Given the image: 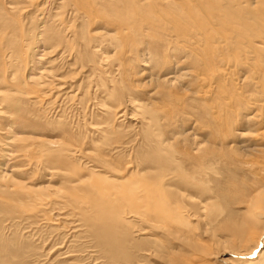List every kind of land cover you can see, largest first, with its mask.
Returning <instances> with one entry per match:
<instances>
[{"label":"rangeland","instance_id":"1","mask_svg":"<svg viewBox=\"0 0 264 264\" xmlns=\"http://www.w3.org/2000/svg\"><path fill=\"white\" fill-rule=\"evenodd\" d=\"M44 1L45 0H0V88H4L5 91L9 90V92L14 91L15 89L18 90V93L16 96H14V99L10 100L7 97L4 98L5 94H0V145H2L7 138L14 135L32 136L34 135L33 133H38V136L44 138H60L62 141L60 142L61 146H68L69 148H77V146L86 147L91 136L100 137L102 135L93 131L94 129L92 127L94 124L96 125L98 123H103L104 120H112V132L109 131L105 134L103 133L105 136H102L100 138L101 142L99 141L98 144L96 143L97 146L94 145V147L97 149V151H99L101 158L104 157L106 164H115L117 167L121 168L127 165L130 166L129 163H135L134 161H137L138 158V154L136 155V153L146 152L148 154V152L151 153L155 149H159L158 143L162 141L160 143L161 150L159 154H161V156L163 155L162 158L164 159V162L160 166V172L163 174V177L165 176L164 188L166 189L167 196L164 198V201L160 207L157 205V203L153 204L150 202V206H153L152 209L149 210V214L151 215L150 217H154V219L156 217L155 214L162 212L161 220L157 222L152 220V222L150 221L151 223L148 224L140 222L139 220L132 218L130 214V211L133 210L132 208L135 206V201H129V199L125 198L118 200L116 198L117 196L112 197L113 201L111 205L114 208L113 210H116L120 215V218L126 222L125 231L129 233L130 236H133V241L138 242L139 249L134 248L129 250V252L134 254L133 256L135 260H137L133 264H222L220 259L215 260L214 258L209 257L211 250L213 251L215 249L216 251L218 247H215L214 243H212L213 240L211 238V232L206 230L210 229L212 226V218H210L209 213L204 212V209H202V207L200 208V206L203 202H205L204 199L206 200L213 198L212 200L215 203H220L221 205L224 204L225 206L227 205V207H230V209L237 211L238 203H241V201H244V199L248 198L252 192L251 189H253V187L256 188V186L259 185V182L261 181L259 180V174L260 172H264V108L257 107L254 104V99H261L264 102V59H262L264 58V45L260 43V40H258L257 37L254 38L253 41H251L252 39L249 41L250 34H258L256 30L255 31L257 33H255V31L253 32V30L249 32L247 31L248 28L254 27L255 20L258 18V16H255V14L258 15L257 13H259L260 15L264 16V0H259L258 4L262 3L259 5L260 7H258L256 3L258 0H253V3L252 0H249L251 4L250 2H247L248 0H198V2L197 0H112V2L109 0V3L111 4L108 3V0H100L101 2H99V0H97L98 2H95V0H73V2L72 0L65 1V3H69H66V7L62 5V9L65 8L63 9L65 14H68V10L71 8L68 6H73L72 4H74V7L76 6L82 12V14L84 13L86 15L84 16V19H80L77 16L75 17L73 15H65L63 13L64 15L59 18V22H62L60 23L62 26L60 24H58L60 27L56 25L58 29L60 28V42L65 43L60 44L59 47H61L62 50L64 49V52L68 51L67 54L70 50L69 54L72 55H66L65 53H62L61 48H58V46V49L56 48L57 53L54 52V54L52 53L51 55V53L49 54V48L45 52L46 55L42 57V63L40 62L39 64V68H41L42 65H46L45 67H47L46 63H48V65L53 64L54 67L56 66L55 68H57L55 69L57 73L55 70L53 71L56 74V77L58 78L64 75L67 78L62 82H69L68 84L74 85V88H72V91L74 90V92H70V96L67 95V97L64 96V98L57 94L61 89V86H57V79L56 81L52 78L45 79V77H43L41 82L45 84H32L30 87L34 88L35 94L29 96L26 95L27 89L24 88V85L18 83V81L7 82L10 80V75L13 73V71L17 73L15 75L19 77V79L22 76L29 75L31 72H35V66L33 65L35 62H31L32 54L36 52L34 51L35 49H38L37 52L45 50L44 45L40 44V38L38 37L39 27L43 26L46 20L48 21L52 18L49 17L52 16V11H50L51 13H47V9L50 8L52 4L51 6L48 5L49 3L47 4L48 6L46 4L44 5ZM176 2L180 5H177ZM195 2L197 3L195 4ZM98 3L99 5L102 3L103 7L101 8ZM182 3L183 5H181ZM247 3L252 6V8H250L252 13H250V5ZM17 4H19L20 7ZM173 4L177 5L178 9H176ZM244 4L249 6H247L248 10ZM241 5H244V9H246L244 10ZM10 6H14L13 8L18 6L19 9L16 8V10H12ZM59 6L60 5H58V7ZM132 6L134 8H132ZM87 7H89V9ZM103 8H105L104 11ZM156 8L159 11L158 13L157 10H155ZM160 9L162 10L160 11ZM127 10L129 11L128 13H126ZM219 10H226L229 15L232 14L233 16L230 18L232 20H228L227 15L223 11V13L219 12V14ZM255 10L259 12H255L254 14ZM153 11H156L155 13L157 14H155ZM245 11H247V13ZM139 12L142 15H139ZM93 13L96 14V16ZM98 13L99 15H97ZM144 13L146 15H144ZM127 14L128 16H125ZM165 14L170 19L166 17ZM241 14L242 16H240ZM93 15L95 18H91ZM143 15L146 16V19ZM198 15L203 19L205 17V19L208 18L211 20L208 21L210 23V29L206 24L204 25V22L207 20L203 21L202 18H197ZM244 15H246L245 18L247 19L250 17L247 21L253 19L252 21L254 24L251 22L253 26L249 23L250 21H244ZM110 16H112V18ZM122 16L124 18L123 20ZM130 18L133 19L131 20ZM196 18L197 21L194 20ZM146 20H149V22ZM153 20H155V23ZM200 20L203 21V24H201ZM140 21L142 25L139 23ZM193 22L195 23L194 25ZM211 23L215 27L217 26L216 30L215 27L211 25ZM199 24H201L202 27L204 25V29L201 27V25V28H199ZM66 25L67 27H65ZM196 25L198 26L197 29H195ZM35 27L36 29H34ZM32 28L35 33L32 31ZM78 28L81 30H78ZM199 29L203 33H201ZM232 29L234 30V33L236 32L234 36L236 35L235 37L238 39L234 38L233 36L232 37L234 39L231 37L233 31ZM96 30H105L106 32L104 31V33H107V31L116 32V34H118L116 35L117 38L120 37L118 40L122 42L124 47L122 45L119 48L108 46L106 47V54L99 53L97 57H93L90 54L91 50L88 49L89 46L87 44L81 45L75 39H72L75 35V32H77L76 36L79 34L84 39H86L89 38V34L91 37ZM78 31H80V33ZM207 32H210L209 36L206 35ZM85 34L87 36H85ZM245 37L247 39H245ZM177 39L179 40L177 41ZM232 39L234 41L236 40V42H234ZM255 42L257 43L254 44ZM250 44H254L256 49L259 50V52L255 54V56H257L255 58L256 63L252 62L254 65L250 62H246L243 54H240L243 53L242 49L240 50L241 52H239V49L234 47L238 45H240V47H245L247 45L250 46ZM184 45H187L185 49L183 48ZM63 46L66 48L68 46L69 49L67 48L66 50V48ZM88 50L90 52H85ZM145 50V56L147 58L142 55ZM59 52L61 54H58ZM79 52L83 53L84 56L85 53L86 55L89 54L88 56L90 58L88 56L83 58V54L80 53L81 55H78ZM147 52H151V55L155 59L152 57V60H149L148 57H150V55H148ZM107 54H110V56L114 58L110 59L111 57H108ZM79 56H82L81 59L85 60L81 61ZM12 57L14 58L13 60ZM260 57L261 60L259 59ZM93 58L98 62L103 60V62L101 61L102 63L99 62L96 64L97 68L95 71L99 74V76L95 71L92 72L94 63L91 64V60H93ZM173 58L174 60H172ZM106 59L107 61H105ZM166 59L171 61L167 62ZM257 59L260 60V62ZM15 60L18 61V65L21 66L20 70L18 65H16L17 62ZM13 61L15 63H13ZM228 61L231 64L233 62V64H236L233 69H226L223 66V64L227 63ZM28 63V68H31V65H33L34 71L33 69L31 70L27 68ZM30 63L32 64L30 65ZM143 63L147 65H144ZM148 63H151V65ZM152 64L157 66L153 65V67ZM100 66L103 67L99 68ZM155 67H157L156 70H154ZM171 67L174 69V74L171 73L175 76L173 77V80L178 78V80L176 79L173 85H170L168 82L163 80L168 75L165 74L172 69ZM9 69H11L12 72L8 77L7 71ZM186 72H188L187 74L189 77L186 76V74H183ZM43 74H45V72ZM171 74H169V76H171ZM177 74L178 76H176ZM96 80L99 81V85L97 87H95L94 84L97 83ZM208 80H211V83ZM101 82H104L105 84L102 83L101 86ZM118 82L121 87V83H123L126 88L130 89V92L136 96V99L140 101V103L143 100L145 107L147 105L146 109L148 114L146 115L148 117L152 116L153 119V126H151V130L149 129L151 131L149 136L146 134L147 129L144 128L145 131L143 132V126L145 127L144 123L142 124V129L138 128V126L136 128L134 125L136 124V120L134 119L140 118H137L135 115H133V118L132 115L130 116L129 113L131 111V107L128 109V116L126 115L127 117H121L120 114L122 112L119 111L123 109L125 104L120 106V109H118L112 107L113 104H115V97L108 98L107 101L101 99L102 92L104 93L108 90V88H112V86L121 88L120 85L117 84ZM77 89L78 94L74 95V93L77 92ZM28 90L31 92V88ZM69 90L70 88L68 90L66 89L67 92ZM116 99L117 103L119 98ZM128 107L129 106H127V108ZM108 111H110L109 114L107 113ZM138 125L141 126V123ZM6 127L9 129L8 132H6ZM140 130H142L143 133H141ZM186 132H191L193 137L196 136L197 139H199L197 141H200L199 145L202 144V149L200 148L201 150L199 149L198 151V146L194 142L195 140L193 141V139L190 137H188L189 139L183 138V134L185 135ZM24 141H15L13 144L9 145L13 147H9L8 145L6 147L5 144H3L6 147L4 152H8V147L14 149L10 155L11 158L9 157L7 159V157H3V150L1 151L0 149V173L2 170H5L6 167L4 166H6L8 163V167H13L14 169L17 168L15 169V172H11L7 167V170L5 171H8L7 173L11 176L5 178L6 180L0 177V264H49V262H45L44 260L39 261L40 259H43L42 247L44 242L41 243L39 240H37V237H43L44 239L48 232H43L42 229L49 224L50 227L54 224H52L53 222H45L42 220L44 207L42 206L43 208H41L40 201L36 199V196L33 193H30L31 191L29 192V190L23 188L21 185L20 186L22 189L19 188L20 186L17 188L18 182L25 181L27 183L26 185L30 186L38 183L44 178L45 173L43 174L41 171H44L42 170V162L44 161L43 157L45 153L44 155L41 153L47 151L48 147L47 144L40 141L39 143L38 140L32 141L30 139ZM83 142L86 145H84ZM171 142L172 144H169ZM164 144L166 145L164 146ZM36 145H39L40 149L44 150L39 152L40 150ZM100 145L104 147H101ZM113 147L122 149H119L116 153V159L109 157L110 154H107V152L111 153L110 150ZM49 149L53 148L49 147ZM67 155L69 157V163L68 159L64 158V167H69L67 165H70L75 170L79 169L80 165L77 162L79 155H76V153L71 154L70 151H68ZM106 155L109 156L107 157ZM123 155L126 157L124 158ZM52 160L55 161V159ZM178 162L179 164H177ZM204 162H207V165ZM202 164L204 165L203 167ZM208 164H213L212 167H214L210 168ZM180 166L182 167L180 168ZM82 167L83 166H81V168ZM204 167L207 174L209 173L208 175L204 172ZM107 168L111 170V168ZM82 169H84V167ZM180 169L182 171H180ZM183 171L184 175L182 174ZM198 172H201V174ZM39 173L41 176H39ZM204 173L208 176L207 177L205 175V181L202 178ZM97 174L98 175L94 176L95 174L93 173V178L91 177L92 179L90 180L96 181V183L106 191L110 190V193L119 192L121 190L122 186L120 183L124 182L123 179L125 178L123 177L121 180L118 178H121L123 174H121L120 177L115 176L111 172H98ZM188 174H191L189 178ZM136 175H133L132 178L130 177L131 181L136 180ZM110 176L112 178H110ZM177 177H179V179ZM169 178L172 180L174 179V181H169ZM180 178H186V180H181ZM27 180L29 181L27 182ZM179 180L185 182H181L180 184ZM200 183H203L204 185L206 184V189L202 188V186H205L203 184L201 185ZM185 186H187L186 188L189 191H192L193 193L195 192V194H198L199 192L195 198H192V200L195 199V203H193L194 201H191L187 198H181L178 195L179 191L180 194H188V191H185V189L182 188ZM123 189L124 186L122 187V190ZM7 191H9V193H5ZM16 193H18V196ZM200 194L203 196L202 198L199 197ZM219 194H221V196ZM81 196V200L85 202V195L83 196L82 194ZM196 199L198 202H196ZM154 200H156V198ZM154 200H152V202ZM138 201L140 202L141 200ZM138 201L136 200V202ZM140 204L141 202L137 205L139 206ZM78 206L79 208H77V210L75 209L76 213L71 210L69 211L76 214V216H73L72 219H82L83 221L85 219L84 216H90L93 210L88 208L87 204H81ZM83 208L84 212L82 210ZM86 211L90 212L88 213ZM46 223L48 225H46ZM31 224L33 227L30 226ZM262 225H264V223ZM52 228L54 229V226H52ZM45 229L46 228H44V230ZM220 233L221 232L218 234L220 235ZM221 236L223 239L228 237L222 233ZM237 239H233L234 243H238ZM147 252L148 254H146ZM229 257H233V255L227 254L224 258ZM234 258V260L237 261L233 264H239L241 262L237 256ZM211 261L213 262L211 263Z\"/></svg>","mask_w":264,"mask_h":264},{"label":"bare ground","instance_id":"2","mask_svg":"<svg viewBox=\"0 0 264 264\" xmlns=\"http://www.w3.org/2000/svg\"><path fill=\"white\" fill-rule=\"evenodd\" d=\"M30 1V0H29ZM65 1H70V0H62V1H59V0H45L44 1V5L48 4L51 6L50 8H48L47 10V13H51L50 11H52V16H49V17H52L50 20H46V22L43 24V26H40L39 27V35L38 37L40 38V44L41 45H44V48L45 50H42V51H38L35 49L34 51V54H32V60L31 62H35V64H33L35 66V72H31L29 75H25V76H22L20 77H17L15 74V71H13V73L11 74L12 70L9 69L7 71V75L9 77L10 75V80H8L7 82L9 81H18V83H21L22 85H24V88L27 89V92H26V95H32V94H35V91H34V88L33 87H30L32 84H38V83H42L43 85L45 83L41 82V80L43 79V77L46 78H52L53 80H58V84L57 86H61L60 88V92H58L57 94L58 95H61L62 98L70 96V92H74V90L72 91V88H74V85H71V84H68L69 82H62L63 80H65L67 77L66 76H60V77H56V74L53 72L55 69L54 65L52 64H47V67L43 66L41 68H39V64L42 60V57L45 56V52L47 49L50 48V52L49 54L52 53L54 54L57 53L56 50L58 48H61L59 47L60 44H62L63 42H60V39H59V35H60V32H59V29L57 28L56 25L62 23V22H59V18L62 17V15L65 14L64 10L65 8L62 9V5H64V7H66L65 5L69 4L68 2L65 3ZM76 1V0H75ZM74 1V2H75ZM83 1V0H82ZM88 1V0H87ZM97 0H95L96 2ZM128 1V0H127ZM146 1V0H145ZM150 1V0H149ZM167 1V0H166ZM169 1V0H168ZM171 1V0H170ZM175 1V0H174ZM190 1V0H189ZM202 1V0H201ZM219 1V0H218ZM251 1V0H250ZM249 0L247 2H250ZM257 1V0H256ZM262 1V0H261ZM73 2V0H72ZM71 2V4H72ZM81 2V1H80ZM93 2V1H92ZM98 2V1H97ZM99 2H101L99 0ZM112 2V0H111ZM180 2V1H179ZM198 2V0H197ZM195 2V4L197 3ZM216 2V1H215ZM227 2V1H226ZM225 2V3H226ZM241 2V1H240ZM246 2V1H245ZM259 0L256 2L258 7H260L259 5L262 4V3H259ZM78 3V2H77ZM88 3V2H87ZM103 3V1H102ZM102 3L101 5H98L102 8ZM107 3V2H106ZM108 3H109V0H108ZM114 3V2H113ZM190 3V2H189ZM221 3V2H220ZM252 3H253V0H252ZM12 4V3H11ZM111 4V3H109ZM116 4V3H114ZM177 4V2H176ZM194 4V3H193ZM191 4V5H193ZM209 4V3H208ZM207 4V5H208ZM223 4V3H222ZM248 4V3H247ZM244 4L247 8L248 5L251 4ZM255 4V3H254ZM253 4V6H254ZM19 7L20 5L17 4ZM43 5V6H44ZM47 5V6H48ZM55 5V6H54ZM58 5H60L58 7ZM73 6L69 5L68 7H71L69 10H68V14L67 15H73V16H77L79 17L80 19H84V16H86L84 13L82 14V12L75 6L74 7V4H72ZM76 5V3H75ZM92 5V3H91ZM104 5V4H103ZM132 5V4H131ZM174 5V4H173ZM177 5H180V4H177ZM177 5H174L177 8ZM183 5V3L181 4ZM212 5V4H211ZM244 5H241V7H243L244 9ZM12 6V5H11ZM10 8L12 10H16L19 9L18 6H16L15 8L11 7ZM57 6V7H56ZM84 6V5H83ZM106 6V5H105ZM104 6V7H105ZM197 6V5H196ZM224 6V5H223ZM117 7V5H116ZM124 7V6H123ZM164 7V6H163ZM182 7V6H180ZM179 7V8H180ZM207 7V6H206ZM225 7V6H224ZM229 7V6H228ZM249 7V6H248ZM262 7V6H261ZM89 9V7H87ZM99 8V7H98ZM109 8V7H108ZM107 8V9H108ZM120 8V6H119ZM132 8H134L132 6ZM152 8V7H151ZM165 8V7H164ZM245 8V9H246ZM252 6L250 5L249 7V11L250 13H252L251 9ZM54 9H57V10H54ZM59 9V10H58ZM63 11H62V10ZM105 8H103V11H104ZM111 9V7H110ZM126 9V7H125ZM130 9V8H129ZM141 9V8H140ZM139 9V10H140ZM185 9V8H184ZM231 9V8H230ZM244 9V10H245ZM255 9H256V6H255ZM30 10V9H29ZM85 10V9H84ZM124 10V9H122ZM138 10V9H137ZM155 10H157V13L159 12L158 9L156 8ZM162 9H160L161 11ZM167 10V9H165ZM183 10V8H182ZM216 10V9H215ZM221 10V9H220ZM218 11L223 13L225 12V14L227 15V18L228 20L231 18V16H233L232 14H228V12H226V10H222V11ZM248 10V8H247ZM261 10V9H259ZM264 10V9H263ZM110 11V10H109ZM108 11V12H109ZM164 11V10H163ZM210 11V10H209ZM214 11V10H213ZM67 12V11H66ZM100 12V11H98ZM129 11L127 10L126 13H128ZM154 12V11H153ZM156 12V11H155ZM154 12V13H155ZM200 12V11H199ZM240 12V11H239ZM247 13V11H245ZM255 12H259L257 10L254 11V14ZM32 13V12H31ZM37 13V12H36ZM44 13V12H43ZM64 13V14H63ZM86 13V12H85ZM92 13V12H91ZM95 13V12H94ZM93 13V14H94ZM120 13V12H119ZM125 13V12H124ZM123 13V14H124ZM134 13V12H133ZM153 13V14H154ZM155 13V14H157ZM181 13V12H180ZM179 13V14H180ZM190 13V12H189ZM262 13V12H261ZM65 14V15H66ZM115 14V13H114ZM117 14V13H116ZM163 14V13H162ZM177 14V13H176ZM220 14V13H219ZM258 15L255 14V16H258L257 20H255V24L253 23V19L247 21L248 19L245 18L246 15L243 16L244 21L245 22H249L251 24V22L254 24V27H250L248 28V32L249 31H252L253 32L256 30L258 32L257 35H254V34H250V37H249V41L250 39H252L251 41H253L254 38L257 37L258 40H260V43H262V45H264V16L260 15L259 13H257ZM50 15V14H49ZM89 15V14H88ZM96 16V14H94ZM91 16L92 17H94ZM99 15V13L97 14ZM120 15V14H119ZM133 15V14H131ZM139 15H142L140 14L139 12ZM144 15H146L144 13ZM143 15V16H144ZM166 15V14H165ZM169 15V14H168ZM190 15V14H189ZM194 15V14H193ZM192 15V16H193ZM204 15V13H203ZM210 15V14H209ZM236 15V13H235ZM250 15V14H249ZM28 16V15H27ZM34 16V15H33ZM116 16V15H115ZM124 16V15H123ZM122 16V20L124 19ZM125 16H128L125 15ZM134 16V15H133ZM136 16V14H135ZM148 16V15H147ZM157 16V15H156ZM164 16V15H163ZM175 16V15H174ZM239 16V15H238ZM242 16V14L240 15ZM262 16V17H261ZM90 17V15H89ZM112 18V16H110ZM139 17V16H137ZM145 19H146V16H144ZM143 17V18H144ZM159 17V15H158ZM161 17V16H160ZM166 17H168L166 15ZM182 17V16H180ZM179 17V18H180ZM218 17V16H217ZM78 18V19H79ZM90 18V19H91ZM95 18V17H94ZM106 18V16H105ZM115 18V17H114ZM118 18V17H117ZM134 18V17H133ZM132 18V19H133ZM142 18V19H143ZM169 18V17H168ZM178 18V17H177ZM195 18V17H194ZM197 18H202V17H199V15L197 16ZM197 18L194 19L197 21ZM224 18V17H223ZM251 18H254V17H251ZM88 19V18H86ZM97 19V18H96ZM99 19V18H98ZM131 19V18H130ZM131 19V20H132ZM135 19V18H134ZM162 19V18H160ZM165 19V17H164ZM163 19V20H164ZM170 19V18H169ZM186 19V18H185ZM191 19V18H190ZM203 19V18H202ZM234 19V18H233ZM89 20V19H88ZM93 20V19H92ZM137 20V19H136ZM162 20V21H163ZM166 20V19H165ZM164 20V21H165ZM168 20V19H167ZM206 21L204 22V25L206 24L207 27L209 28L210 27V23L208 21H211L209 20L208 18L203 19V21ZM232 20V19H230ZM237 20V18H236ZM58 21V22H57ZM73 21V20H72ZM94 21V20H93ZM102 21V20H101ZM108 21V19H107ZM111 21V20H110ZM109 21V23H110ZM117 21V20H116ZM121 21V20H120ZM138 21V20H137ZM145 21V20H144ZM149 22V20H146ZM155 20H153L154 22ZM178 21V20H177ZM180 21V20H179ZM189 21V20H188ZM191 21V20H190ZM201 21V24H203L202 20ZM199 21V22H200ZM238 21V20H237ZM113 22V21H112ZM111 22V23H112ZM124 22V21H122ZM131 22V21H130ZM160 22V20H159ZM192 22V21H191ZM213 22V20H212ZM4 23V22H3ZM31 23V22H30ZM74 23H75V20H74ZM119 23V22H118ZM141 23V21L139 22ZM155 23V22H154ZM167 23V22H165ZM188 23V22H186ZM190 23V22H189ZM198 23V22H197ZM229 23V22H228ZM233 23V22H232ZM21 24V23H20ZM113 24V23H112ZM120 24V23H119ZM122 24V23H121ZM135 24V23H134ZM195 23L193 22V25ZM199 24V28L202 27V25ZM225 24V23H224ZM253 24H251L253 26ZM61 25V24H60ZM65 25V23H64ZM74 25V24H72ZM107 25V24H106ZM109 25V24H108ZM111 25V24H110ZM123 25V24H122ZM128 25V24H127ZM126 25V26H127ZM142 25V23H141ZM147 25V24H146ZM160 25H161V22H160ZM164 25V24H163ZM166 25V24H165ZM172 25V24H171ZM174 25V24H173ZM192 25V26H193ZM198 25V24H197ZM196 25L195 29L198 28V26ZM201 25V27H200ZM203 25V27H204ZM209 25V26H208ZM212 26H214L212 23H211ZM215 25H216V22H215ZM15 26V25H14ZM21 26V25H20ZM59 26V25H58ZM62 26V25H61ZM80 26V25H79ZM90 26V25H89ZM95 26V25H94ZM124 26V25H123ZM136 26V24H135ZM187 26V25H186ZM247 26V25H246ZM244 26V27H246ZM11 27V26H10ZM22 27V26H21ZM60 27V26H59ZM67 27V25L65 26ZM83 27V26H82ZM106 27V26H105ZM134 27V26H133ZM155 27V26H154ZM173 27V26H172ZM190 27V26H189ZM194 27V26H193ZM202 27V28H203ZM215 27V26H214ZM214 27H211V28H214ZM217 27V26H216ZM216 27H215V30H216ZM223 27V25H222ZM234 27V26H233ZM248 27V26H247ZM19 28V27H18ZM62 28V27H61ZM71 28V27H69ZM91 28V26H90ZM127 28V27H126ZM131 28V27H130ZM157 28V27H156ZM163 28V27H162ZM167 28V27H165ZM164 28V29H165ZM169 28V27H168ZM227 28V27H226ZM238 28V27H237ZM36 29V27L34 28ZM80 28H78L79 30ZM118 29V28H117ZM120 29V28H119ZM128 29V28H127ZM134 29V28H133ZM204 29V28H203ZM210 29V28H209ZM208 29V30H209ZM247 29V28H246ZM21 30V29H20ZM81 30V29H80ZM95 30V29H94ZM93 30V31H94ZM135 30V29H134ZM132 30V31H134ZM200 30V29H199ZM222 30H225V29H222ZM233 30V29H232ZM16 31V30H15ZM32 31L34 32L33 28H32ZM89 31V29H88ZM105 31V30H104ZM103 30H96L92 36L90 37V34H89V38H86L84 39L82 36H80L79 34H77L76 36V33L75 32V35L73 36L72 39H75L78 43H80L81 45H88L89 48L91 50V52L88 50V51H85V52H90V54L93 56V57H97V55H99V53H104L106 54L107 53V49L106 47L108 46H113V48H119L121 47L122 45V42L119 41L118 39L120 38H117L116 35V32H109L107 31V33H104ZM119 31V30H118ZM131 31V33H132ZM138 31V30H137ZM145 31V30H144ZM160 31V30H159ZM189 31V30H188ZM187 31V32H188ZM204 31V30H203ZM255 31V33H257ZM30 32V31H29ZM80 33V31H78ZM106 32V31H105ZM120 32V31H119ZM150 32V31H149ZM199 32V31H198ZM201 33H203L201 30H200ZM206 32V31H205ZM240 32V31H239ZM243 32V31H242ZM247 32V33H248ZM13 33V32H12ZM35 33V32H34ZM134 33V32H133ZM145 33V32H144ZM152 33V32H151ZM210 33V32H209ZM208 32L206 33V35H210ZM212 33V32H211ZM236 33V32H235ZM234 30L232 31V35L231 37L233 36L234 38H236L234 36ZM246 33V32H245ZM138 34V33H137ZM198 34V33H197ZM200 34V33H199ZM240 34V33H239ZM72 35V34H71ZM127 35V34H126ZM143 35V34H142ZM153 35V34H152ZM189 35V34H188ZM205 35V36H206ZM218 35V34H217ZM237 35H238V32H237ZM85 36H87L85 34ZM138 36V35H137ZM149 36V35H148ZM156 36V35H155ZM191 36V35H190ZM227 36V35H226ZM249 36V35H248ZM247 36V38H248ZM37 37V38H38ZM169 37V36H168ZM171 37H172V34H171ZM170 37V39H171ZM175 37V35H174ZM232 37V38H233ZM239 37V36H238ZM18 38V37H17ZM233 38V39H234ZM245 37V39H247ZM176 39V38H175ZM192 39V38H191ZM221 39V38H220ZM232 39V40H233ZM238 39V38H236ZM179 39H177L178 41ZM244 40V39H243ZM257 40V41H258ZM175 41V40H174ZM234 41V40H233ZM256 41V40H255ZM13 42V41H12ZM19 42V41H18ZM21 42V41H20ZM106 42V43H105ZM181 42V41H180ZM194 42V41H192ZM236 42V40L234 41ZM240 42V41H239ZM246 42V41H245ZM67 43V42H66ZM104 43V44H103ZM175 43H178V42H175ZM185 43V42H184ZM201 43V42H200ZM257 42H255L254 44H256ZM48 44V46H47ZM65 44V43H63ZM90 44V45H89ZM191 44V43H190ZM213 44V42H212ZM234 44V43H233ZM242 44V43H241ZM248 44V43H247ZM254 44H250L245 46V47H240V45L238 46H234L236 49H239V52H241L240 50L242 49V52L243 53H240L241 55L243 54L246 62H250V63H256V57L255 54L259 52L258 49H256L255 45ZM67 45V44H66ZM78 45V44H77ZM106 45V46H105ZM126 45V44H125ZM205 45V44H204ZM236 45V44H235ZM253 45V46H252ZM58 46V48H57ZM123 46V45H122ZM187 45H184L183 48L185 49ZM201 46V45H200ZM206 46V45H205ZM230 46V45H229ZM259 46V45H258ZM261 46V45H260ZM16 47V46H15ZM64 47V46H63ZM83 47V46H82ZM124 47V46H123ZM196 47V46H195ZM214 47V46H213ZM57 48V49H56ZM66 48V47H64ZM68 48V46H67ZM66 48V50H67ZM182 48V47H181ZM197 48V47H196ZM69 49V48H68ZM11 50V49H10ZM18 50V49H17ZM84 50V49H83ZM196 50V49H195ZM263 50H264V47H263ZM262 50V52H263ZM49 51V50H48ZM61 51L62 53H65L66 55H72V54H69L70 53V50H69V53L67 54V52H64L65 50L61 48ZM60 51V52H61ZM150 51V49H149ZM157 51V50H156ZM197 51V50H196ZM18 52V51H17ZM58 53V54H61V53ZM83 52V51H82ZM84 52V53H85ZM115 52H116V49H115ZM152 52V51H151ZM151 52H147L148 55H150V57H148L149 60H152V55H151ZM185 52V51H184ZM204 52V51H203ZM81 52L78 53V55L80 54ZM146 50L145 52H143V56H145L146 54ZM199 53V52H198ZM234 53H237V52H234ZM83 54V53H81ZM80 54V55H81ZM88 54V53H87ZM113 54V53H112ZM158 54V53H157ZM197 54V53H196ZM13 55V53H12ZM15 55V54H14ZM48 55V54H47ZM64 55V54H63ZM89 55V54H88ZM86 55L85 53V56H88ZM90 55V56H91ZM108 55V54H107ZM114 55V54H113ZM147 55V56H148ZM16 56V55H15ZM14 56V57H15ZM84 56V54H83ZM85 56L83 58H85ZM110 56V54L108 55V57ZM158 56V55H157ZM263 56V55H262ZM18 57V56H17ZM16 57V58H17ZM80 57V56H79ZM82 57V56H81ZM80 57V59H81ZM89 57V56H88ZM87 57V58H88ZM111 57V56H110ZM221 57V56H220ZM15 58V59H16ZM19 58V57H18ZM47 58V57H46ZM90 58V57H89ZM106 58V57H105ZM114 57H111L110 59H113ZM145 58H147L145 56ZM154 58V57H153ZM243 58V59H244ZM14 58L12 57V60ZM63 59V58H62ZM101 59H104V58H101ZM108 59V58H107ZM107 59L105 61H107ZM108 59V60H110ZM155 59V58H154ZM261 60V57L259 58ZM264 59V58H262ZM59 60V59H58ZM83 59H81L82 61ZM85 60V59H84ZM83 60V61H84ZM87 60V59H86ZM91 60V59H89ZM158 60V59H157ZM174 60V58L172 59ZM176 60V59H175ZM258 60V59H257ZM260 60H258L260 62ZM16 61V60H15ZM80 61V60H79ZM92 61V62H91ZM91 64L94 63L93 65V68H92V72L96 70V64H98L99 62H103V60L101 61H95L94 58L93 60H91ZM104 61V63H105ZM112 61V60H111ZM110 61V62H111ZM147 61V60H145ZM167 62H170L171 60H167ZM178 61V60H177ZM18 65V61H16ZM44 62V61H43ZM78 62V61H77ZM101 62V63H102ZM114 62V60H113ZM13 63H15L13 61ZM30 63V65L32 64ZM42 63V62H41ZM50 63V62H49ZM53 63H54V60H53ZM86 63V62H85ZM103 63V64H104ZM109 63V62H108ZM147 63V62H146ZM177 63H180V62H177ZM234 63V62H233ZM231 64L229 61L227 63H224L223 66L226 68V69H230V68H234L236 64ZM252 63V64H253ZM263 63V61H262ZM10 64V63H9ZM144 64V63H143ZM151 65V63H148ZM172 64V63H171ZM175 64V63H174ZM20 65H21V62H20ZM31 65V68H28L29 66V63L27 64V68L28 69H33L34 71V66ZM51 65V66H50ZM68 65V64H67ZM84 65V63H83ZM82 65V66H83ZM110 65V64H108ZM144 65H147V64H144ZM157 66L155 64H152V66ZM173 65V64H172ZM181 65V64H180ZM249 65V64H248ZM254 65V64H253ZM263 65V64H261ZM23 66V65H22ZM98 66V65H97ZM112 66V65H111ZM153 66V67H154ZM176 66V65H175ZM243 66V65H242ZM14 67V66H13ZM19 70H20V67L19 66ZM86 67V66H85ZM103 66H100L99 68H101ZM169 67V66H168ZM178 67V66H177ZM238 67V66H237ZM247 67V66H246ZM259 67V66H258ZM262 67V66H261ZM11 68V67H10ZM98 68V69H99ZM119 68V67H118ZM157 67H155L154 70H156ZM165 68V67H164ZM167 68V67H166ZM172 68V67H171ZM107 69V68H106ZM125 69V68H124ZM220 69V68H219ZM11 70V71H10ZM16 70V69H15ZM46 70V71H45ZM101 70V69H100ZM98 70V71H100ZM150 70V68H149ZM170 70V69H169ZM173 68L168 72L166 73L163 80L165 82H168L170 85L174 84L176 79L178 80V78H176L175 80H173L175 77L173 74ZM10 71V72H9ZM17 71V70H16ZM45 74H43L44 72ZM118 71V70H117ZM120 71V70H119ZM37 72V73H36ZM56 72V70H55ZM96 72V71H95ZM109 72V71H108ZM113 72V71H112ZM209 72V71H208ZM232 72V71H231ZM57 73V72H56ZM97 73V72H96ZM103 73V72H101ZM100 73V74H101ZM106 73V72H105ZM173 73V74H171ZM188 72L186 73H183V74H186V76H188L187 74ZM222 73V72H221ZM1 74V73H0ZM77 74V73H76ZM93 74V73H92ZM91 74V75H92ZM98 74V73H97ZM95 74V75H97ZM143 74V73H142ZM148 74V73H147ZM160 74V72H159ZM169 74H171V76H169ZM58 75V74H57ZM103 75V74H102ZM163 75V74H162ZM173 75V76H172ZM223 75H226V74H223ZM94 76V75H93ZM99 76V74H98ZM104 76V75H103ZM102 76V77H103ZM107 76V75H106ZM118 76H119V73H118ZM178 76V74L176 75ZM86 77V76H85ZM95 77V76H94ZM101 77V78H102ZM110 77V76H109ZM108 77V78H109ZM152 77V76H151ZM163 77V76H162ZM189 77V76H188ZM223 77V76H222ZM251 77V76H250ZM6 78V77H5ZM74 78V77H73ZM93 78V77H92ZM225 78V77H224ZM75 79V78H74ZM94 79V78H93ZM112 79V78H111ZM151 79V78H149ZM49 80V79H48ZM56 80V81H57ZM99 80V78H98ZM113 80V79H112ZM162 80V81H163ZM45 81V80H44ZM97 81V80H96ZM95 81V82H96ZM107 81V80H105ZM121 81V80H119ZM160 81V80H159ZM180 81V80H179ZM209 81V80H208ZM211 81V80H210ZM209 81V82H210ZM123 82V81H122ZM153 82V81H152ZM205 82V81H204ZM203 82V83H204ZM207 82V81H206ZM48 83V82H47ZM50 83V82H49ZM74 83V82H73ZM102 83L105 84L104 82H101L100 85L102 86ZM113 83V82H112ZM211 83V82H210ZM53 84V83H52ZM68 84V85H66ZM95 84V87H97L99 85V81H97V83H94ZM119 84V82L117 83ZM116 84V85H117ZM122 84V87L120 85L121 88H116L114 86H112V88H108L107 91H105L104 93L102 92L101 94V99L104 100V101H107L108 98H113L115 97V100H114V103L112 107L114 108H118L120 109L119 107L124 105L123 106V109H121L119 112H122L120 114L121 117H127V113H128V109L130 108L131 111H130V116L132 115V118H133V115H135L137 118H140V119H134L136 120V124H134L137 128H141L142 129V124L144 123L145 124V127L143 126V132L146 130V134L149 136L151 134V126H153V119H152V116H147L146 114H148V111L146 109V107L144 106L143 104V100H142V104L140 103V101H138L136 99V96L130 92V89L126 88V86ZM49 85V84H48ZM80 85V84H79ZM124 85V86H123ZM144 85V84H143ZM4 86V85H3ZM100 86V87H101ZM140 86V85H139ZM31 88V92L28 90ZM70 88V90L67 92L66 89L68 90ZM77 88V87H76ZM135 89V88H134ZM12 91V90H11ZM209 91V90H208ZM206 92V91H205ZM10 93V94H9ZM18 93V90L15 89L14 91L12 92H9V90H6L4 88H0V94H5L4 95V98H9L10 99H14V96H16ZM22 93V92H21ZM25 94V93H23ZM78 94V89H77V92L74 93V95H77ZM2 96V95H1ZM254 96V95H253ZM148 97V96H147ZM116 98H119L118 102L116 103ZM204 98V97H203ZM252 99V98H251ZM6 100V99H5ZM4 100V101H5ZM79 100V99H78ZM3 101V102H4ZM252 102V100H251ZM250 103V102H249ZM10 104V103H9ZM89 104V103H88ZM225 104V103H224ZM254 104L257 106V107H263L264 108V102L261 100V99H254ZM96 105V104H95ZM98 106V105H97ZM126 106V107H125ZM127 106H129L127 108ZM106 107V106H105ZM111 107V106H109ZM150 107V106H148ZM110 109V108H109ZM108 109V110H109ZM149 109V108H148ZM111 110V109H110ZM108 114L110 113V111L107 112ZM8 114V113H7ZM127 115V116H126ZM156 115V114H155ZM116 116V115H115ZM254 118V117H253ZM252 118V119H253ZM248 119V118H247ZM256 119V118H255ZM110 120V119H109ZM148 120V121H146ZM98 122V121H97ZM102 122V121H101ZM111 121H106L104 120L103 123H98V124H94V126L92 127L94 132H98L99 134H102L100 137H95V136H91L90 137V140L87 142V145L86 147H78L77 148H69L68 146H61L60 142L61 139L60 138H57V137H49V138H44V137H40L38 136V133H33L34 135H30V136H26V135H23V136H20V135H14V136H11L9 138L6 139V141L3 143L5 144V146L7 147V145H11L13 144L15 141H24V140H38V142H43L45 144H47V151H44L42 152L41 154L44 155L43 157V164H42V170L44 171H41L43 172V174L45 173L44 175V178L42 180H40L38 183H35L34 185H26L27 183L25 181H22V182H18V186L17 188L21 185L23 186V188L29 190L30 193H33L35 196H36V199H38L40 201V205H41V208L44 207L43 209V219L45 222L47 221H50V222H53L52 226H54V229L52 228V226L50 227V224L48 225L46 223V228L44 230V228L42 229L43 232H48L45 236V238L43 239L42 238H39L37 237V240H39L41 243L44 242L43 244V247H42V254H43V259H40L39 261H42L44 260L45 262H49V264H133L135 263V258H134V254H132L131 252H129L130 249H134V248H138V242L136 241H133V236L129 233H127L125 231V225H126V222L124 220H122L120 218V215L118 214V212L115 210H113L114 208L112 207V197L113 196H117L116 198L119 200V199H122V198H125V199H129V201H135V206L134 208H132L133 210L130 211V214L132 216V218H135L136 220H139L140 222H143V223H151L152 220H155L156 222L157 221H160L161 218H162V212L161 213H158V214H155L156 217L154 219V217H150L151 215L149 214V210L152 209V206L151 203L155 204L157 203V205L160 207V205H162V202L164 201V198L167 196L166 195V189L164 188V182H165V176L163 177V174L160 172L161 168V164L164 162V159L162 158L163 155L161 156V154H159L160 150H161V146H160V143L162 141H160L158 144V148L159 149H155L154 151H152L151 153L148 152V154L146 152H142V153H136V155L138 156L137 158V161H134L135 163H132L130 164L129 162V165L130 166H125V167H117V165H109V164H106L105 162V159L104 157L101 158V155H99V151H97V149L94 147V145H96V143L98 144V142L101 140L100 138L102 136H105L104 134L106 132H112L111 130ZM95 123V122H94ZM139 123H141V126L138 125ZM100 125V126H99ZM12 126V125H11ZM14 126V125H13ZM118 126V125H117ZM178 126V125H177ZM91 127V126H90ZM134 127V126H133ZM135 128V127H134ZM150 129V130H149ZM7 130V131H6ZM6 132L9 131V129H7L6 127ZM90 130V129H89ZM133 130V129H132ZM141 133L142 130H140ZM178 131V130H177ZM104 133V134H103ZM115 133V132H114ZM120 133V132H119ZM18 134V133H17ZM20 134V133H19ZM95 134V133H94ZM121 134V133H120ZM130 134V133H129ZM140 134V133H139ZM28 135V134H27ZM97 135V133H96ZM183 138L186 139L188 137H190L191 139H193V141L195 142V144L198 146V151L201 147V145H199L200 141L198 142L197 140V137H193V135L191 134V132H186V134L184 135L183 134ZM107 137V135H106ZM139 137V136H138ZM147 137V136H146ZM111 138V136H110ZM114 138V137H113ZM107 139V138H105ZM109 139V137H108ZM162 139V138H161ZM180 139V138H179ZM178 139V140H179ZM189 139V138H188ZM111 140V139H110ZM159 140V139H158ZM177 140V141H178ZM181 140V139H180ZM179 140V141H180ZM85 141V140H84ZM121 141V140H120ZM165 141V140H164ZM25 142V141H24ZM37 142V143H38ZM39 142V143H40ZM101 142V141H100ZM145 142V141H144ZM173 142V141H172ZM169 143V144H172ZM146 143V142H145ZM164 143V142H163ZM166 143V141H165ZM168 143V142H167ZM2 144V145H3ZM137 144V143H136ZM140 144V143H139ZM154 144V143H153ZM157 144V143H156ZM223 144V143H222ZM233 144V143H232ZM236 144V142H235ZM0 145V149L1 151L3 150V157H7V159L10 157V155L12 154V151H14V149L12 148H9V147H13V146H9L8 147V152H4V150H6V147ZM69 145V144H68ZM76 145V144H75ZM107 145V144H106ZM131 145V144H130ZM166 144H164L165 146ZM168 145V144H167ZM224 145V144H223ZM253 145V144H252ZM38 148H39V152H41L42 150L44 149H40L39 145H36ZM73 146V145H72ZM81 146V145H80ZM83 146V145H82ZM97 146V145H96ZM101 146V145H100ZM108 146V145H107ZM124 146V144H123ZM122 146V147H123ZM133 146V145H132ZM171 146V145H170ZM233 146V145H232ZM35 147V146H34ZM44 147V146H43ZM50 148H53V149H49ZM101 147H104V146H101ZM125 147V146H124ZM123 147V148H124ZM135 147V146H134ZM139 147V146H138ZM205 147V146H204ZM236 147H237V144H236ZM46 148V147H45ZM98 148V147H97ZM108 148V147H107ZM128 148V147H127ZM157 148V147H156ZM163 148V147H162ZM231 148V147H230ZM235 148V146H234ZM11 149V150H10ZM104 149V148H103ZM106 149V148H105ZM110 149V148H108ZM120 149V148H119ZM117 148H112L110 150L111 153H108L107 154H110L109 157H112L113 159H116V153L118 152ZM200 149V150H201ZM229 149V148H227ZM232 149V148H231ZM236 149V148H235ZM99 150V149H98ZM102 150V148H101ZM107 150V149H106ZM122 150V149H120ZM136 150V149H135ZM143 150V149H142ZM145 150V149H144ZM197 150V149H196ZM206 150V149H205ZM17 151V150H16ZM68 151H70L71 154H75L76 155H79L78 156V163H79V169L75 170L72 168V166L70 165H67L69 167H64L63 165V161H64V158L68 159ZM138 151V150H137ZM136 151V152H137ZM252 151V150H251ZM47 152V153H46ZM106 152V151H105ZM104 152V153H105ZM120 152H123V151H120ZM125 152V151H124ZM193 152V151H192ZM205 152V151H204ZM237 152V151H236ZM1 153V152H0ZM165 153V152H164ZM171 153V152H170ZM181 153V152H179ZM184 153V151H183ZM194 153V152H193ZM15 154V153H14ZM26 154V153H25ZM124 154V153H123ZM204 154V153H203ZM202 154V155H203ZM115 155V156H114ZM120 155V154H119ZM118 155V156H119ZM169 155V154H168ZM172 155V153H171ZM200 155V154H198ZM213 155V154H212ZM225 155V154H224ZM246 155V154H245ZM244 155V156H245ZM251 155V154H250ZM253 155V154H252ZM17 156V155H16ZM62 157V161H61V157ZM103 156V155H102ZM105 156V154H104ZM107 156V155H106ZM107 156V157H108ZM114 156V157H113ZM205 156V155H204ZM13 157V156H12ZM106 157V158H107ZM124 157V155H123ZM126 157V156H125ZM124 157V158H125ZM11 158V157H10ZM177 158V157H176ZM190 158V157H189ZM201 158V157H200ZM208 158V157H207ZM52 159H55V161H53ZM76 159V158H75ZM104 159V160H102ZM136 159V158H135ZM171 159V158H170ZM174 159V158H172ZM179 159V158H177ZM176 159V160H177ZM196 159V157H195ZM204 160V159H202ZM38 161V160H37ZM110 161V160H109ZM183 161V160H182ZM198 161V160H197ZM9 162V161H8ZM108 162V161H107ZM124 162V161H123ZM208 162V161H207ZM207 162L205 163L207 165ZM34 163V162H33ZM67 163V162H66ZM68 163H69V159H68ZM110 163V162H109ZM112 163V162H111ZM125 163V162H124ZM127 163V162H126ZM183 163V162H182ZM186 163V162H185ZM210 163V162H209ZM263 163V162H262ZM6 164V163H4ZM9 164V163H8ZM8 164H6V166L4 167H8ZM40 164V165H41ZM113 164V163H112ZM179 164V162L177 163ZM13 165V164H12ZM124 165V164H123ZM167 165V164H166ZM205 165V166H206ZM213 164H208V166L211 168ZM81 166L84 167V169L81 168ZM204 165L202 164V167ZM41 167V166H40ZM107 167L111 168V170H109ZM182 166H180L181 168ZM201 167V168H202ZM207 167V168H209ZM214 167V166H213ZM212 167V168H213ZM5 168V170H7ZM9 168V171L11 172H15V169L17 168H13V167H8ZM166 168V167H165ZM195 168V167H194ZM259 168V167H258ZM4 169V168H3ZM205 169V167L203 168ZM257 169V168H256ZM1 171L0 173V177L3 178L4 180H6L5 178H8L10 177L11 175L8 174L7 172L8 171ZM19 170V168H18ZM173 170V169H172ZM186 170V169H185ZM184 170V171H185ZM211 170V169H210ZM213 170V169H212ZM215 170V169H214ZM39 171V170H38ZM174 171V170H173ZM179 171V170H178ZM180 171H182L180 169ZM184 171H183V175H184ZM197 171V170H196ZM258 171V170H257ZM261 171H262V168H261ZM100 173V172H111L112 174H114L115 176L117 177H120L121 174H123L121 176V178H118L119 180L123 179V177L125 179L124 182H121L120 185L123 187L124 186V189L122 190V187H121V190L119 192H115V193H110V190L109 191H106L104 188H102L101 186H99L96 181L94 180H90L92 179L93 177V173L95 174L94 176L98 175L97 173ZM203 172V171H202ZM206 174V169L204 171ZM209 172V171H208ZM212 172V171H211ZM260 172V171H259ZM197 173V172H196ZM199 174H201V172H198ZM204 173V176L202 177L203 180L205 181L204 177L206 178V176L209 174H205ZM264 172H260L259 174V180H261L259 182V185H255L256 188L253 187L252 192L251 194L248 196V198L244 199V201H241V203H238L237 205V211L236 210H232L230 209V207H227V205L225 206L224 204L221 205L220 203L217 204L215 203L212 199L213 198H209V199H204L205 202H203L200 206V208L202 207V209H204V212H208L209 215H210V218H212V226L210 227V229H206L208 232H211V235H212V240L215 245V247L217 246V250L215 251V249L212 251L211 250V253L209 254V257L210 258H214L215 260L217 259H220L222 264H233L234 262H236L234 259V257H238L239 260L241 261L239 264H264V225H262L264 223ZM37 174V173H36ZM137 174V175H136ZM180 174V172H179ZM178 174V175H179ZM181 174V176H182ZM126 175V176H125ZM133 175H136V180H133L131 181V178ZM189 175V174H188ZM191 175V174H190ZM190 175L188 176V178L190 177ZM203 175V173H202ZM206 175V176H205ZM39 176H41V174L39 173ZM114 176V177H115ZM195 176V175H194ZM198 176V175H196ZM92 177V178H91ZM131 177V178H130ZM186 177V176H184ZM193 177V176H191ZM199 177V176H198ZM197 177V178H198ZM208 177V176H207ZM110 178H112L110 176ZM179 179V177H177ZM216 178V177H215ZM218 178V177H217ZM2 179V180H3ZM13 179V177H12ZM170 180L169 181H174V179L172 180L171 178H169ZM181 180H186V178H180ZM195 179V178H194ZM209 179V178H208ZM26 180V179H25ZM180 181V184L181 182H185V181ZM202 180V182H203ZM258 180V181H259ZM10 181V180H9ZM15 181V180H14ZM12 181V182H14ZM29 180H27L28 182ZM211 181V180H210ZM207 182V181H206ZM15 183V182H14ZM13 183V184H14ZM192 183V182H191ZM210 183V182H209ZM12 184V183H11ZM10 184V185H11ZM110 184V183H109ZM178 184V182H177ZM201 184V183H200ZM203 184V183H202ZM201 184V185H202ZM119 185V186H120ZM185 185V184H183ZM189 185V183H188ZM194 185V184H193ZM192 185V186H193ZM204 185V184H203ZM206 185V184H205ZM204 185V186H205ZM14 186V185H12ZM16 186V185H15ZM19 187L22 189V187ZM112 187H113V184H112ZM187 186L185 187H182L185 189V191L187 190L188 191V194L186 193H181L180 194V191H179V196L181 198H187L191 201H194L192 200V198H195L196 195L199 194H195V192L193 193L192 191H189L187 188ZM189 187V186H188ZM210 187V186H209ZM217 187V186H216ZM9 188V187H7ZM15 188V189H17ZM202 188L206 189V186ZM112 189V188H111ZM20 190V189H18ZM183 190V189H182ZM200 190V189H199ZM23 191V190H21ZM198 191V190H197ZM224 191V189H223ZM18 192V191H17ZM225 192V191H224ZM5 193H9V191L5 192ZM21 193V192H20ZM220 193V192H218ZM222 193V192H221ZM227 193V191H226ZM17 196H18V193H16ZM83 194V196L85 195V198H86V201H82L81 200V195ZM215 194H216V191H215ZM239 194V193H238ZM20 195V194H19ZM25 195V194H24ZM221 196V194H219ZM218 195V196H219ZM224 195V193H223ZM228 195V194H227ZM27 196V195H26ZM78 198H77V197ZM87 196V197H86ZM219 196V197H220ZM9 197V196H7ZM198 197V196H197ZM200 198H202L203 196H199ZM223 197V196H222ZM234 197V196H233ZM238 197V196H237ZM21 198V197H19ZM28 198V197H27ZM77 198V199H76ZM84 198V197H83ZM156 198V200H154ZM218 198V197H217ZM216 198V200H217ZM235 198V197H234ZM29 199V198H28ZM223 199V198H222ZM24 200V199H23ZM136 200H141V204L138 206L137 204H139L140 202H136ZM152 200H154L152 202ZM188 200V201H189ZM200 201V200H199ZM35 202V201H34ZM151 202V203H150ZM196 202H198V200L196 199ZM202 202V201H201ZM200 202V203H201ZM195 203V201L193 202ZM228 203V202H227ZM81 204H87V207L90 208L92 211V213L90 214V216H83L85 217V219L82 221V219L78 220H74L72 219L73 216H76V213L75 212V209L77 210V208H79L78 205H81ZM134 204V203H133ZM7 205V204H6ZM196 205V204H195ZM233 205V204H232ZM43 206V207H42ZM191 209V208H190ZM68 210V211H67ZM73 212H71V211ZM83 212H84V208L82 209ZM89 210V209H88ZM178 210V209H177ZM202 211V210H201ZM88 212V211H86ZM90 212V211H89ZM88 212V213H89ZM203 212V213H204ZM78 213V212H77ZM195 213V212H194ZM41 214H42V211H41ZM206 214V213H205ZM207 215V214H206ZM83 217V218H84ZM151 221V222H150ZM36 222V221H35ZM77 222V223H76ZM34 223V222H33ZM32 223V224H33ZM129 223V222H127ZM32 224L30 225L31 227ZM130 227V226H129ZM144 228V227H143ZM161 228V227H160ZM212 228V229H211ZM161 231V230H160ZM147 232V230H146ZM149 232V231H148ZM219 232H221L222 234H225L227 235L228 237H225L224 239L222 238L221 236V233L220 235L218 234ZM41 233V232H40ZM143 236V235H142ZM58 237V238H57ZM132 237V238H131ZM235 237V238H234ZM239 240H238V239ZM36 239V238H35ZM34 239V240H35ZM43 239V240H42ZM233 239H237L238 243H234V240ZM194 244V243H193ZM213 246V245H211ZM88 248V249H86ZM213 248V247H212ZM208 249V248H207ZM210 252V251H209ZM41 254V255H42ZM148 254V252L146 253ZM227 254H230V255H233V257H229V258H224L225 255ZM148 256V255H146ZM223 256V257H222ZM227 257V256H226ZM214 260V261H215ZM38 261V262H39ZM213 261H211L212 263ZM216 262V261H215ZM220 262V263H221ZM210 263V262H209ZM182 264V263H181Z\"/></svg>","mask_w":264,"mask_h":264}]
</instances>
